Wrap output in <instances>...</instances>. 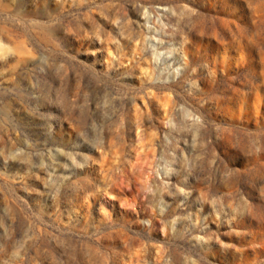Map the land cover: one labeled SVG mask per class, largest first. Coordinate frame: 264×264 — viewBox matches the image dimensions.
Returning a JSON list of instances; mask_svg holds the SVG:
<instances>
[{
	"label": "rangeland",
	"instance_id": "374dc122",
	"mask_svg": "<svg viewBox=\"0 0 264 264\" xmlns=\"http://www.w3.org/2000/svg\"><path fill=\"white\" fill-rule=\"evenodd\" d=\"M0 264H264V0H0Z\"/></svg>",
	"mask_w": 264,
	"mask_h": 264
}]
</instances>
